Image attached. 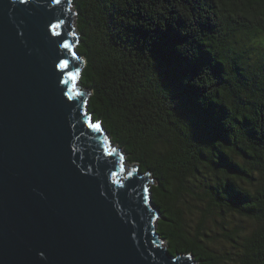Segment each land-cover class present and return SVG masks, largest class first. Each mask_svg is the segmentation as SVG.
I'll return each mask as SVG.
<instances>
[{"label": "trees", "instance_id": "trees-1", "mask_svg": "<svg viewBox=\"0 0 264 264\" xmlns=\"http://www.w3.org/2000/svg\"><path fill=\"white\" fill-rule=\"evenodd\" d=\"M71 3L74 86L150 176L164 247L264 264V0Z\"/></svg>", "mask_w": 264, "mask_h": 264}, {"label": "water", "instance_id": "water-1", "mask_svg": "<svg viewBox=\"0 0 264 264\" xmlns=\"http://www.w3.org/2000/svg\"><path fill=\"white\" fill-rule=\"evenodd\" d=\"M74 28L71 0H0V264H196L86 114Z\"/></svg>", "mask_w": 264, "mask_h": 264}, {"label": "rangeland", "instance_id": "rangeland-1", "mask_svg": "<svg viewBox=\"0 0 264 264\" xmlns=\"http://www.w3.org/2000/svg\"><path fill=\"white\" fill-rule=\"evenodd\" d=\"M263 47H264V44H263ZM109 147L112 149L113 148V146H111V145H109ZM131 168V166L130 165H128L127 163H124L123 164V175H125V174H127V172H128V168ZM248 226H249V224H248ZM162 247H164V244L162 243Z\"/></svg>", "mask_w": 264, "mask_h": 264}, {"label": "bare ground", "instance_id": "bare-ground-1", "mask_svg": "<svg viewBox=\"0 0 264 264\" xmlns=\"http://www.w3.org/2000/svg\"><path fill=\"white\" fill-rule=\"evenodd\" d=\"M76 81V80H75ZM75 85L77 86V83H75Z\"/></svg>", "mask_w": 264, "mask_h": 264}]
</instances>
